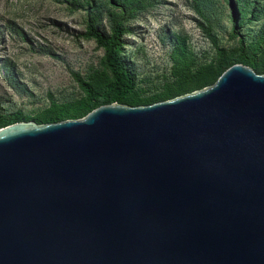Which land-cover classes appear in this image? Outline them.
<instances>
[{"label": "water", "instance_id": "1", "mask_svg": "<svg viewBox=\"0 0 264 264\" xmlns=\"http://www.w3.org/2000/svg\"><path fill=\"white\" fill-rule=\"evenodd\" d=\"M0 264H264V73L1 127Z\"/></svg>", "mask_w": 264, "mask_h": 264}, {"label": "rangeland", "instance_id": "2", "mask_svg": "<svg viewBox=\"0 0 264 264\" xmlns=\"http://www.w3.org/2000/svg\"><path fill=\"white\" fill-rule=\"evenodd\" d=\"M243 1L257 8L258 18L242 16L236 0H151L136 12L127 21L125 51L141 86L154 90L171 76L178 34L187 36L199 62L215 56L214 33L227 48L242 36L264 50V0ZM207 18L214 33L202 25ZM87 20V10L72 0H0V113L35 114L53 99L81 94L73 71L89 76L104 55L95 40L81 35ZM102 25L108 28L106 16Z\"/></svg>", "mask_w": 264, "mask_h": 264}, {"label": "trees", "instance_id": "3", "mask_svg": "<svg viewBox=\"0 0 264 264\" xmlns=\"http://www.w3.org/2000/svg\"><path fill=\"white\" fill-rule=\"evenodd\" d=\"M72 2L83 6L88 12L87 25L81 35L95 40L98 47L104 50L99 67L89 76L73 71L75 81L81 89L79 96L62 101L53 99L48 106L35 114L23 110L0 113V128L22 120L50 123L81 118L94 108L113 102L135 106L171 99L214 83L224 70L235 63L247 64L258 73H264V50L259 42L248 43L241 36L237 46L227 48L218 44L211 20L207 18L208 21L202 25H208L209 31L214 33L211 37L216 43L215 56L210 61L199 62L187 42V36L178 34V42L171 54V76L161 87L148 90L139 83V73L126 54L125 34L131 32L127 25L129 18L151 5V0ZM236 2L242 16H248L249 21L258 18L256 7H250L243 0ZM105 16L108 19V28L102 25ZM235 26L236 24L233 29Z\"/></svg>", "mask_w": 264, "mask_h": 264}]
</instances>
